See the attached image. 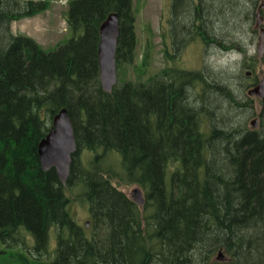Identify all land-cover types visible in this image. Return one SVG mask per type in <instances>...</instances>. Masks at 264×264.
Returning a JSON list of instances; mask_svg holds the SVG:
<instances>
[{
	"label": "trees",
	"instance_id": "16d2710c",
	"mask_svg": "<svg viewBox=\"0 0 264 264\" xmlns=\"http://www.w3.org/2000/svg\"><path fill=\"white\" fill-rule=\"evenodd\" d=\"M243 2L173 0L156 71L148 36L136 62L133 0H69L70 35L52 50L11 28L52 0H0V264H264V103L260 127L243 128L240 93L179 57L195 41L237 48L223 33L242 23ZM111 13L117 83L106 93L97 50ZM61 109L76 141L65 184L37 154ZM115 183L141 189L143 205Z\"/></svg>",
	"mask_w": 264,
	"mask_h": 264
},
{
	"label": "rangeland",
	"instance_id": "374dc122",
	"mask_svg": "<svg viewBox=\"0 0 264 264\" xmlns=\"http://www.w3.org/2000/svg\"><path fill=\"white\" fill-rule=\"evenodd\" d=\"M172 1L173 0H133V7L136 15L135 31L138 41L137 52L139 54L136 62L140 59L144 39L148 36L153 46L152 69L156 71L162 66V44L160 34L162 31L169 28V22L173 20L171 19L170 13ZM258 2L260 3V0H245V3L243 2L245 9L242 12V23H240V26L233 27L230 26L232 25L230 24L227 26L228 29H224V41L231 43L238 40L239 45H237V48L224 51L220 49L219 45L216 43L212 44L213 42L211 41L207 43L208 46L206 47H203L201 42L195 41L186 46L182 50L181 55L179 54L181 59L180 64L183 68L194 71L204 70L209 75L208 77L215 78L217 82H226L225 85L230 84L231 88L237 93H240L242 97L241 101L245 106L244 108L236 107L235 110L237 111L234 110V116H236L235 120L243 125V128L244 126L251 128V122L256 116L258 117L261 110L260 99L254 95L251 97L246 95V92L253 88V86H251L253 81L260 82L264 78V51L260 57L257 56L259 35L252 30L255 22L250 21L253 10L258 8ZM65 9L66 7L51 4L47 12L41 13L35 18L24 19L21 22L16 21L12 23V31L17 33L23 30L26 34L35 39L44 50H52L55 45L68 39L70 35L64 21ZM246 15L248 17H245ZM223 16H220L222 22L228 17L227 14ZM221 21H216V27H219V31L225 25L220 24ZM234 28L237 33L232 30ZM246 73H249L248 77L244 76ZM226 80H228V82ZM209 98L211 103L214 102L213 98L210 96ZM216 104H218V102H216ZM249 106L250 109L248 108ZM219 111L220 109L217 110V113H219ZM223 113H227V111L224 110L222 114ZM258 127H260V124ZM115 185L128 197H131L132 191L137 188L135 185L117 183H115ZM72 198L71 211L75 216L74 218H76L79 224H84L88 221L87 206L79 197L74 196Z\"/></svg>",
	"mask_w": 264,
	"mask_h": 264
},
{
	"label": "water",
	"instance_id": "95a60500",
	"mask_svg": "<svg viewBox=\"0 0 264 264\" xmlns=\"http://www.w3.org/2000/svg\"><path fill=\"white\" fill-rule=\"evenodd\" d=\"M260 19H257L255 29H259ZM119 36L118 15L111 13L102 22L99 28V44L97 50L99 81L104 92L110 93L117 83L116 75V46ZM264 51V31L260 30L257 43V55L260 57ZM247 94L264 99V78ZM256 128L257 122H251ZM76 151V141L70 116L66 109H61L52 120V128L49 133L39 142L37 154L40 167L43 171L54 168L59 181L65 184L73 154ZM131 199L139 207L143 205V197L139 189L131 193ZM88 226V223H86ZM217 260L223 261L222 253L219 252Z\"/></svg>",
	"mask_w": 264,
	"mask_h": 264
},
{
	"label": "flooded vegetation",
	"instance_id": "af4514ba",
	"mask_svg": "<svg viewBox=\"0 0 264 264\" xmlns=\"http://www.w3.org/2000/svg\"><path fill=\"white\" fill-rule=\"evenodd\" d=\"M257 9L256 10H253V13H252V17H251V22H255V21H257V19H260V27H259V29L258 30H256L255 29V23H254V27H253V30L256 32V33H259L258 31L259 30H263L264 31V0H260V4H259V2H258V4H257ZM261 11V12H260ZM259 13V14H258ZM260 14H261V16H260ZM255 15V16H254ZM262 17V18H261ZM257 18V19H256ZM211 42H213V41H211ZM216 42H213L212 44H215ZM202 46L203 47H206V46H208L207 44H206V42H202ZM248 77V76H247ZM254 83H258L257 81H253L252 83H251V86H255L256 84H254ZM249 86V85H248ZM261 101V103H264V101L262 100V99H260ZM260 107H261V105H260Z\"/></svg>",
	"mask_w": 264,
	"mask_h": 264
},
{
	"label": "bare ground",
	"instance_id": "6f19581e",
	"mask_svg": "<svg viewBox=\"0 0 264 264\" xmlns=\"http://www.w3.org/2000/svg\"><path fill=\"white\" fill-rule=\"evenodd\" d=\"M261 12V11H260ZM259 14V13H258ZM255 16V15H254ZM260 16H261V14H260ZM262 18V17H261ZM257 19V18H256ZM256 22V21H255ZM259 27H260V25H259ZM259 32V31H258ZM259 35V34H258ZM217 45H219L218 44V42L216 43ZM259 82V81H258ZM254 84H256V83H254ZM254 87V86H253ZM249 91V90H248ZM71 119V118H70ZM72 122V121H71ZM50 128H51V126H50ZM141 190V189H140ZM142 191V190H141Z\"/></svg>",
	"mask_w": 264,
	"mask_h": 264
},
{
	"label": "crops",
	"instance_id": "0c3cea01",
	"mask_svg": "<svg viewBox=\"0 0 264 264\" xmlns=\"http://www.w3.org/2000/svg\"><path fill=\"white\" fill-rule=\"evenodd\" d=\"M23 21V20H22ZM21 22V21H20ZM22 33H25L23 30L21 31ZM26 34V33H25Z\"/></svg>",
	"mask_w": 264,
	"mask_h": 264
}]
</instances>
